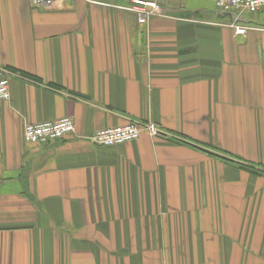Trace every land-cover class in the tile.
<instances>
[{
	"label": "crops",
	"instance_id": "0c3cea01",
	"mask_svg": "<svg viewBox=\"0 0 264 264\" xmlns=\"http://www.w3.org/2000/svg\"><path fill=\"white\" fill-rule=\"evenodd\" d=\"M132 1L0 0V264H264V175L219 157L264 168V11L240 36L211 0ZM131 120L189 143L90 141Z\"/></svg>",
	"mask_w": 264,
	"mask_h": 264
},
{
	"label": "built area",
	"instance_id": "2783aa9c",
	"mask_svg": "<svg viewBox=\"0 0 264 264\" xmlns=\"http://www.w3.org/2000/svg\"><path fill=\"white\" fill-rule=\"evenodd\" d=\"M34 8L50 10L55 8L57 0H30ZM89 3L99 0H86ZM215 11L221 16H230L231 28L236 35L245 36L249 27L243 24L244 13L256 14L264 11V0H211ZM133 11L139 24H144L154 14L161 13L159 0H133ZM7 76L0 79V104L10 100L9 78L13 76L6 71ZM150 137L159 135L176 138L177 135H167L151 122L131 120L120 127L105 128L95 132L90 141L99 147L114 148L122 144L134 142L142 134ZM75 134V125L71 118L64 117L56 121L40 124H24L22 130L23 142L34 146H53Z\"/></svg>",
	"mask_w": 264,
	"mask_h": 264
},
{
	"label": "trees",
	"instance_id": "16d2710c",
	"mask_svg": "<svg viewBox=\"0 0 264 264\" xmlns=\"http://www.w3.org/2000/svg\"><path fill=\"white\" fill-rule=\"evenodd\" d=\"M173 139L176 142H183V141L186 142V141H188V139L185 138L184 136L182 137V136H178V135H177L176 138H173ZM187 143H189V141ZM205 148L206 147L200 148V149H205ZM207 153H209V152H207ZM219 157L225 162L233 163V164L239 166L240 168L247 169V170H249L251 172L264 175V168H262V167H256V166H252V165H249V164H245L240 159H229V158L221 157V156H219Z\"/></svg>",
	"mask_w": 264,
	"mask_h": 264
}]
</instances>
